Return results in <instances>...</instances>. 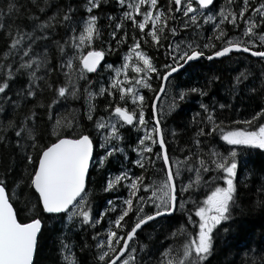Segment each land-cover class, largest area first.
<instances>
[{
	"label": "snow or ice",
	"instance_id": "snow-or-ice-1",
	"mask_svg": "<svg viewBox=\"0 0 264 264\" xmlns=\"http://www.w3.org/2000/svg\"><path fill=\"white\" fill-rule=\"evenodd\" d=\"M214 2L168 0V6L162 8L158 0H113L120 15L118 20L111 14L107 16L110 29L107 38L103 37L98 15L107 0H83L76 4L67 0L62 5H53L51 0H28L31 7L20 0H6L4 7H0V40L5 42L0 47V116L9 113L7 119H0V149L11 151L14 157L0 175V264H38L34 256L39 252L40 237L44 234L45 216L58 218L61 228L71 232L86 230L89 226L94 229L106 215L114 219H109L103 233H94L93 245L84 244L80 249L95 248L93 264H210L216 253L218 234L230 233L234 224L237 232L249 240L243 249L244 264H264V245L254 247L247 224L237 223L238 218L234 216L239 207L235 181L246 162L238 158L235 147L221 152L214 143H218L216 134L219 133V140L229 146L264 150V123L259 122L264 120V107L248 119L232 121V127L225 128L224 121H218L216 110L228 106L200 103L202 114L192 117L196 131L181 149L187 152L183 159L169 155L167 136H175L176 132L162 127L165 113L163 108H157L173 75L183 71L190 62L205 58L206 50L211 49L206 57L209 61L229 58L233 52L250 53L264 61V51L253 50L257 42L264 48V31H259L264 28V0H242L238 12L231 8L234 0H228V6L222 5L215 14ZM25 18L27 23L23 22ZM127 21L131 22V34L125 28ZM213 21L214 35L206 37L204 42L200 30ZM241 21L240 35L225 39V22L235 30ZM182 30L190 33L191 38L186 34L179 39ZM172 38L177 39L173 42ZM129 39L131 44L122 65L115 68L104 65L114 73L109 77L108 86L101 84L97 92L85 86L86 109L82 117L74 109L58 112L61 101L78 98L79 82L88 73L98 71L97 66L106 52L113 50L112 42L119 47ZM214 39L222 40V45L214 44ZM149 45L155 50L164 49L167 59L163 64L157 66L154 62L146 51ZM129 69L131 77L127 75ZM53 72L58 77L63 75V83L50 81ZM25 76L27 82L14 89L17 80ZM249 76L251 72L245 69L233 77V95ZM153 77L159 80L156 88L152 85ZM260 84V90H264V71ZM144 89L152 93L150 103L146 102ZM46 90L52 93L48 102L44 100ZM247 91L256 93L258 89L251 87ZM191 94L207 95L203 87L180 89L170 108L175 110L179 107L177 101ZM97 96L109 98L104 108L107 117L94 116ZM30 101L27 111L17 115ZM148 108L150 113L146 119ZM42 120L43 127L37 123ZM125 125L137 129L133 151L139 159L131 163L141 173L130 175V170L125 168L108 177L103 190L115 192L123 186L127 197L108 200L107 208L94 215L88 188L90 166L103 165L108 157L122 151L115 142L122 140L120 130ZM97 136L103 156L95 151ZM97 157V163L93 164ZM17 159L25 165L18 177L15 176ZM157 163L159 179L146 177L145 172L155 170ZM260 171L264 173V162ZM184 172L188 173L187 183H184ZM25 185L32 195L24 207H19L22 202L17 190ZM10 187L14 189L11 194ZM256 191L264 197V183ZM253 204L264 213V198H258ZM177 212L186 219L169 236L182 237V243L177 244L173 239L162 251L157 248L155 252L150 245L135 243L142 226ZM193 212L198 219H193ZM187 225L193 228L189 230ZM57 239L63 264H79L77 244L64 232ZM157 253L158 258L154 260ZM52 264L60 262L54 259Z\"/></svg>",
	"mask_w": 264,
	"mask_h": 264
},
{
	"label": "trees",
	"instance_id": "trees-1",
	"mask_svg": "<svg viewBox=\"0 0 264 264\" xmlns=\"http://www.w3.org/2000/svg\"><path fill=\"white\" fill-rule=\"evenodd\" d=\"M67 0H51L53 5L65 4ZM83 0H72V3H82ZM255 2V0H253ZM6 0H0V7H4ZM20 3L27 4L28 7L31 5L28 3V0H20ZM242 3V0H234V3L231 5L233 11L239 10V7ZM158 5L162 8L168 6V0H158ZM228 6V0H215L212 8L216 11L220 7ZM36 11V9H32ZM39 14V13H38ZM49 14L51 12L49 11ZM81 14H83L81 12ZM111 14L119 19L120 9L113 3V0H107V3L102 6L101 11L98 13L100 15L99 25L102 29V34L104 38H107L110 34V29L108 27L109 21L107 16ZM246 16L248 13L245 14ZM7 22V21H6ZM27 23V19L23 21ZM17 23H20L18 20ZM215 23L212 22L211 25L204 24L201 32V39L206 41V37L213 36V27ZM242 21L240 22L241 26ZM125 28L131 34V22L127 21L125 23ZM224 28L226 30V37H230L236 30H240L239 27L233 30L232 25H229L225 22ZM188 35L191 38L190 33H185L183 30L179 33V38H184L185 35ZM59 38V37H56ZM150 39V38H149ZM173 41L177 38H172ZM175 42V41H174ZM4 41L0 40V47H3ZM213 43L217 46L222 45V40H213ZM131 44L129 39L126 44H121L119 47L116 43L112 42V51H107L105 54V59L101 67L96 73L87 74L84 80H81L78 84L79 96L78 98H70L68 101H61V107L57 109L58 112H65L70 109L76 110V112L82 117L86 105L84 98V88L87 85V88L91 92H97L101 86L104 84L105 87L108 86L109 77L111 76V69L104 67L105 64H111L118 66L121 64L123 56L127 53L128 46ZM100 44H97V47H100ZM167 42L165 41V47ZM106 47V45H105ZM146 51L150 56L154 58V62L157 66L163 64L167 57L164 49L155 50L148 46ZM211 49L206 50L207 54H210ZM55 55V50L53 49V56ZM253 58L243 53H233L229 58L213 59L211 61H206L204 59L198 60L196 62L190 63L183 71L176 74L171 78L168 89L174 97L175 93L180 89H187L191 87H203L206 96H200L199 94H191L183 101H177L179 107L167 115L165 119L162 118L163 128L168 130H175L176 135L167 136L168 140V149L169 154L172 158L179 157L183 159L187 152H181V149L186 146V143L189 141V138L196 131L195 126L192 123V117L196 113H201L199 108L200 103L211 106L213 102L217 104H224L228 107L224 109L217 108L216 115L219 120L224 121L223 127L230 128L232 127V121H243L248 119L250 116L255 115L256 111H259L260 107H264L262 103V98H264V90L261 89L260 79L261 72L264 71V67L260 64H255ZM55 64V59L52 61ZM248 70L251 72V76L243 82L237 88L235 95L232 94L233 86V77L237 75L238 72L243 70ZM42 74V73H41ZM213 77H218V79H212ZM50 81L54 83H63V75L57 76L56 72H53L49 77ZM88 81H91V84H87ZM27 82V77H21L17 80L16 84L13 86L14 89L22 86ZM159 84V80L153 77L152 85L153 88H156ZM175 85V88H173ZM256 87L258 91L256 93H250L247 91L248 88ZM146 102L151 101L152 93L148 90H142ZM52 93L49 91L44 92V100L48 102ZM109 98L107 96H97L94 100L96 105V111L94 113L95 117H107L108 113L104 110L105 104L108 103ZM31 101L24 105L21 109L18 110L17 115L22 112H26L27 108L31 106ZM130 103V101H129ZM55 107V106H54ZM146 119L149 117L150 108L146 109ZM43 115V113H41ZM9 113H5L3 116H0V119H7ZM47 117L44 116V120ZM87 127H91L87 121H82ZM94 122V121H93ZM260 123H264V120H259ZM41 127L44 126V121H38ZM151 123V122H150ZM255 123V122H254ZM244 126V125H241ZM258 126V125H257ZM122 140L115 142L116 146L122 149L120 152L114 153L112 156L108 157L105 160L103 165L98 167H92L89 173V180L91 181L88 184L89 188V197L90 205L93 214L95 215L99 211H104L107 208V201L114 200L116 196L127 197V190L123 186L118 187L115 192H105L103 190L104 181L115 174L123 171L125 168L130 170V175H140L141 169L131 163V160L139 159L136 152L133 151V148L136 146L137 142V129L132 126L125 125L121 128ZM95 135V133H94ZM219 133L216 134L217 141L216 147L218 151L226 152L230 150L232 146H229L224 141L219 140ZM99 137L97 136V147L95 149L96 153L99 156H103L104 152L99 148ZM195 150V149H194ZM238 153V158L246 162L245 165H242L239 169L238 176L236 178V184L238 188V197L237 204L239 207L234 212L236 216L237 223L241 221L245 222L252 234V241L255 245H264V213L261 210L254 206L253 202L260 197L256 189L264 183V180L261 179L264 176V173L260 171L262 167V162H264V150L250 148V147H240ZM127 157V158H125ZM14 157L12 156L11 151L0 149V175L3 174L6 166H9ZM97 158H94L93 164L97 163ZM145 163L147 161L145 160ZM17 171L15 176L18 177L20 173L24 171V163H20L19 160H16ZM188 177V173L185 172ZM146 177H151L152 179H159V163H157L155 170H149L144 174ZM149 181L146 179L145 183ZM14 189L9 188V193ZM202 191H204L202 189ZM17 195L22 203L19 207H24V203L32 195L25 186L17 190ZM197 199H200L197 197ZM33 203L35 201L33 200ZM25 214H27V209H25ZM193 219H198L192 213ZM109 219H114V216L106 215L100 224L95 225V228L89 226L86 230L73 229L71 232H65L57 219H49L47 216L44 217V234L40 237V247L39 252L35 256V259L38 261V264H52L54 259L58 260L60 264H63V261L60 259L58 248L59 241L58 237L61 232H64V235L70 238L71 242L77 244L75 249L79 264H93V256L95 255V248L92 247L91 250L81 251V247L84 244L89 246L93 245L92 236L95 232L103 233L104 229L108 227ZM127 219V218H126ZM186 218L177 212L174 216H168L164 218H158L155 222H150L138 232L136 237L137 244L150 245L152 251L155 252L157 248L160 251L163 250V247H167L169 243H172L173 239L177 244L182 243V237H170L169 234L174 228H178L181 223L184 222ZM227 227V225H225ZM188 229L191 230L193 225H187ZM167 238V239H166ZM66 243L69 241H65ZM249 243L247 236L241 235L237 232L236 225H232V231L230 233H223L221 231L218 234V238L215 241L216 244V253L211 258L210 264H244L246 257L243 255V249L246 244ZM162 245V247H161ZM239 252V254H237ZM151 255V253H149ZM140 256H144L142 253ZM147 259V257H144ZM158 258V253L156 256H153V259Z\"/></svg>",
	"mask_w": 264,
	"mask_h": 264
},
{
	"label": "rangeland",
	"instance_id": "rangeland-1",
	"mask_svg": "<svg viewBox=\"0 0 264 264\" xmlns=\"http://www.w3.org/2000/svg\"><path fill=\"white\" fill-rule=\"evenodd\" d=\"M216 11H219V10H216ZM216 11L214 10V14H215ZM217 18H218V17H217ZM213 22L215 23V21H213ZM242 24H243V22H242ZM236 32H238V30H236ZM179 39H183V38H179ZM174 41H176V40H174ZM120 65H122V63L119 64L118 66H120ZM115 67H117V66H114V65H113V68H115ZM113 74H114V73H113V70L111 69V76H112ZM127 75H129V76L131 77V75H132V73H131V69L128 70ZM121 78H122V77H121ZM169 82H170V81H169ZM172 99H173V96H172V94L170 93V90L168 89V91H166V94H165V96H164V98H163V100L161 101L160 106H159V109H160V108H163L164 113H165L163 119H165V117H166L167 115L171 114V112L173 111V110L170 108V105H171ZM162 122H163V121H162ZM149 126H151V123H149ZM142 134H143V132L141 131V135H142ZM233 147H235V149H236L237 152H238L240 147H247V146H232V148H233ZM173 159H176V158H173ZM183 177H184V183H187V182H188V179H187L188 177L186 176L185 172L183 173ZM185 199H187V197H185ZM135 243L137 244L136 241H135ZM141 254H142V253H140L139 255H141Z\"/></svg>",
	"mask_w": 264,
	"mask_h": 264
},
{
	"label": "flooded vegetation",
	"instance_id": "flooded-vegetation-1",
	"mask_svg": "<svg viewBox=\"0 0 264 264\" xmlns=\"http://www.w3.org/2000/svg\"><path fill=\"white\" fill-rule=\"evenodd\" d=\"M217 19H219V17L217 18ZM239 29L240 30H238V32H234L232 35H230V37H232V38H237L239 35H240V33H241V30L243 29V25H241V26H239ZM259 31H264V28H261V29H259ZM246 39V38H245ZM176 40V39H175ZM174 42V41H173ZM254 50H261V51H264V48H262L261 46H260V44L257 42V44H256V46L254 47ZM231 54H233V53H231ZM230 54V55H231ZM207 53L205 54V58H203L204 60H206V61H209V60H207ZM248 56H250L251 58H253L254 60H256L255 61V64H260V65H262V67H264V61H261L259 58H257V57H253V56H251V55H248ZM200 60H202V59H200ZM193 62H196V61H193ZM192 63V62H191ZM153 80V79H152ZM140 134H141V132H140ZM99 142V141H98Z\"/></svg>",
	"mask_w": 264,
	"mask_h": 264
},
{
	"label": "water",
	"instance_id": "water-1",
	"mask_svg": "<svg viewBox=\"0 0 264 264\" xmlns=\"http://www.w3.org/2000/svg\"><path fill=\"white\" fill-rule=\"evenodd\" d=\"M254 50V49H253ZM233 53H237V52H233ZM240 53H242V52H240ZM243 54H247V55H251L250 53H243ZM104 59H105V57H104ZM104 59L101 61V64L100 65H98L97 67H98V69L101 67V65L103 64V62H104ZM215 59H221V58H215ZM191 63V62H190ZM188 66V65H187ZM186 66V67H187ZM185 67V68H186ZM181 72V71H180ZM89 74H93V73H89ZM176 74H174L173 75V77L175 76ZM172 77V78H173ZM168 85H169V83H168ZM165 94H166V92L165 93H163L162 95H161V97L159 98V100H158V103H157V108H158V110H159V106H160V103H161V101L163 100V98H164V96H165ZM162 127H163V125H162ZM170 155V154H169ZM171 156V155H170ZM94 161V160H93ZM91 168H92V166H90V171H91ZM158 219V218H157ZM150 223V222H149ZM144 226H142V228H143ZM140 230H138V232H139ZM34 259H35V256H34Z\"/></svg>",
	"mask_w": 264,
	"mask_h": 264
}]
</instances>
